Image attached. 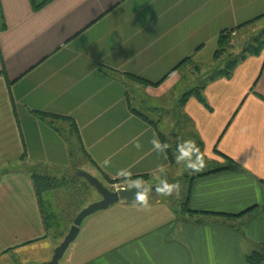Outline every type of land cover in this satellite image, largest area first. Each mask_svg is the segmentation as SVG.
Here are the masks:
<instances>
[{"label":"crops","instance_id":"0c3cea01","mask_svg":"<svg viewBox=\"0 0 264 264\" xmlns=\"http://www.w3.org/2000/svg\"><path fill=\"white\" fill-rule=\"evenodd\" d=\"M0 5L7 26L0 34V264L49 262L58 247L32 177L67 173L74 159L69 131L58 133L37 114L76 123L84 169L102 183L148 177L137 185L153 189L143 204L120 202L86 219L65 264H248L264 251V51L230 78L207 80L203 102H183L192 90L179 102L173 136L184 151L187 139L196 141L207 168L193 178L189 209L218 215L200 216L202 223L155 189L182 164L161 142V121L148 118L157 129L135 112L124 78L154 85L191 59L182 73L144 90L155 102L171 97L184 78L208 73L224 31L235 43L264 22V0H56L38 12L31 0Z\"/></svg>","mask_w":264,"mask_h":264},{"label":"rangeland","instance_id":"374dc122","mask_svg":"<svg viewBox=\"0 0 264 264\" xmlns=\"http://www.w3.org/2000/svg\"><path fill=\"white\" fill-rule=\"evenodd\" d=\"M263 26L264 22L259 25H256L254 28L255 30H250L251 32L249 30H242V32H240L239 37L236 38V42L231 43L233 47V53H235V55H239L243 51L245 44L249 41L247 32H249L250 34H254L253 36H257L258 34L263 33ZM261 41L262 43H264V38ZM239 43L243 45L240 51L237 47V44ZM253 45L258 46V44L255 43ZM234 48L238 49L235 50ZM261 55L262 53L260 54V56ZM239 59L240 57L234 56L231 62H229L228 58L225 57L219 62L214 63L209 68L208 73L206 75L202 73H196L194 74V76L192 75L193 77L191 78H184L185 84L181 86L177 90V92L171 95V97H167L166 99H162L158 102L152 100L145 93V88L143 86H136L132 84V82L130 83V95L132 106L136 110H139V112L145 114L148 118L152 119L153 121H161L159 126L160 131L170 139L171 152L175 156V160L178 159L177 161L179 162V164H182V168H180V170L173 169L172 171H170L168 174L169 179H167V182L170 183V188L172 189V191L170 192V196L172 197L170 198L173 201V204L176 206V210L179 214L182 211V204L188 202V198L190 195L191 180L199 174L206 172L207 170V168L204 166L205 158L202 160L198 156V152L203 151L197 150L196 141H194L193 139H187L185 141V151H188L187 156H184L183 154L180 155L177 150V145L181 144V142L177 143L176 137L173 136V134L178 133L179 128L176 127L173 131L171 129L173 128L172 124L178 123V125H180L179 123L181 122V116L178 115L181 107L179 102L181 101L185 92H188L190 90H198L200 87L206 84L207 80H209L208 75H213L218 71L225 69L227 65L232 66V61L234 62L237 60V62H239L238 65L240 66L241 63L246 61L248 58H246L242 62L241 59ZM188 84H192V86H188ZM186 88L189 89H187L186 91ZM201 96H204L203 93H201ZM191 125L192 123L188 124V126ZM58 127L61 130L63 129L65 132L69 131L67 135L72 137L71 148L73 151L71 152V155H73L74 159L72 168L69 172L49 177L50 179H54L57 182L58 188L56 190L54 189L50 193H47L43 198L46 204V211L48 212V214L51 213L52 216L57 218V223L59 224L53 229L57 231L56 238L59 241H57V245L59 247L60 244L64 241L65 237L68 235L69 231L71 230L74 221L79 215V213L85 208H87L89 205L101 201L102 198L99 193L93 187H91L90 184L84 178H80L77 175L78 172L88 173L89 171L84 169V163L86 162L84 151L82 149V146L78 144L76 138L73 136V133L70 132L71 130L69 128V125L59 123ZM172 138L173 140H171ZM189 145L191 146V150H189L188 148ZM177 156L178 158H176ZM103 182L106 188L115 192L131 186H137V184H140L142 182H150V178L147 177V179L143 180L128 179L124 180L121 183H116L112 185L111 183H108L105 180ZM65 260L66 258L62 260L60 264H65ZM51 261L52 260H50L49 262L42 261L41 263L37 264H48Z\"/></svg>","mask_w":264,"mask_h":264},{"label":"trees","instance_id":"16d2710c","mask_svg":"<svg viewBox=\"0 0 264 264\" xmlns=\"http://www.w3.org/2000/svg\"><path fill=\"white\" fill-rule=\"evenodd\" d=\"M55 1L56 0H31V3H32V7H33L34 11L38 12V11L44 9L45 7H47L48 5L54 3ZM263 17H260L256 20L252 21V22H249L245 25H242L240 27V29L254 24L255 22L261 20V18H263ZM6 28H7V26L5 24L4 16L2 14L1 5H0V34L2 32H4L6 30ZM231 33H232V31H224L220 35L219 42H218V49L214 55V63L219 62L220 60L224 59L225 57H227L229 62H231V60L233 59L234 56L240 57L241 62H242L249 55L259 56L263 52L264 43H262L261 40L264 38V31H263V33L259 34L258 36L250 38L249 41L245 44L243 51L239 55H235V53H233V47L231 45L233 39L231 37ZM254 43L258 44V46L253 45ZM189 63H191V59L185 60L184 62L179 64L161 82L154 84V85L148 81H145L143 79H140V78H137V77H134L131 75H124V78L127 81L139 84V85L143 86L144 88H147L150 86L159 87L164 82H166L171 76H173L174 74L182 73L184 71L185 67ZM231 64H232V66L227 65L225 69H222V70L218 71L217 73L210 75L209 81L214 82L215 80H217L219 78H230L233 74V71L238 66L239 62H237V60H236L234 62L232 61ZM202 89L203 88H199L198 90H192L189 93H187L182 99L183 102L186 101V99L190 96H196L198 99H200L203 102V98H202L201 93H200V91ZM133 111H135V110H133ZM135 112L137 114H139L143 119L150 122L152 125H154L158 129V123L151 122L147 116H145L144 114H142L138 111H135ZM37 116H39V118L41 120L48 121L50 123V125H52L55 128V130L60 134H62L63 129L61 131V129L57 125L59 123H63L66 125L70 124L69 125V128L71 130L70 132L73 133V136L76 138L78 144L80 146H82L81 137L79 134L78 127L72 119L65 118V117H59L56 115H50V114H37ZM159 136H160L161 142H162L165 150L167 151L168 155L171 158L172 152H171V148H170V144H171L170 139L168 137H166L165 135H163L161 132H159ZM66 140H67L68 144L70 145V149L72 152L73 151L71 148L72 147V137H70L66 134ZM171 140H173V138ZM176 142L178 143L179 141L176 140ZM181 149H183V145L178 144L177 145L178 152L181 153L182 152ZM72 157H73V155H72ZM211 174H213V173L200 175L199 178H203V177L209 176ZM32 179H33L35 194H36L39 206H40V211L42 213V218H43V222H44V226L46 228V231H49V232L53 231V229L56 226H58L59 224L57 223L58 222L57 218L52 216L51 213L48 214V212L46 211V204H45V201L43 198L47 193H50L54 189L56 190L58 188L57 182L54 179H50L49 177L41 176V175H37V174L33 175ZM132 179L143 180V179H147V177L146 178L145 177H137V178H132ZM105 181L108 183H111V185H112V184H116V183H121L124 180L111 181L109 179H105ZM194 182H195V179L191 180L190 192L192 190ZM182 214L184 216H188L189 218H192V219L197 218L196 220H198L197 221L198 223H202L198 219L200 216H204V217L218 216V215H211V214H205V213L202 214V213L194 212V211L189 209L188 202H186L182 205ZM223 217L229 218V219H234V218H239L242 216H232V217L223 216ZM246 261L248 264H263L264 263V251L252 253L251 255H249L246 258Z\"/></svg>","mask_w":264,"mask_h":264},{"label":"water","instance_id":"95a60500","mask_svg":"<svg viewBox=\"0 0 264 264\" xmlns=\"http://www.w3.org/2000/svg\"><path fill=\"white\" fill-rule=\"evenodd\" d=\"M77 175L80 178H84L90 184V186L99 193L102 199L99 202L89 205L79 213L68 235L65 237L60 246L55 250L53 259L48 264H60L70 246L74 244V242L80 235L81 227L86 219L95 215L96 213L105 211L120 202H124L127 205L143 204L148 200V197L153 190L147 185H137L114 192L106 188L105 185L97 178L86 172H78ZM164 185H167L170 188V183L165 182L164 184L155 187V189H161ZM138 187L140 189L147 190V194L144 199H141L140 195H138Z\"/></svg>","mask_w":264,"mask_h":264},{"label":"clouds","instance_id":"9594fccd","mask_svg":"<svg viewBox=\"0 0 264 264\" xmlns=\"http://www.w3.org/2000/svg\"><path fill=\"white\" fill-rule=\"evenodd\" d=\"M188 148H189V150H191V146L190 145L188 146ZM181 151L183 152L184 156H187L188 155V151H184V149H181ZM137 190H138V195H140V198L141 199H144L145 196H146V194H147V190L146 189H140L139 187H138ZM160 191H162L164 193H170L172 191V189L169 188L167 185H164L160 189ZM141 193H143V194H141Z\"/></svg>","mask_w":264,"mask_h":264}]
</instances>
